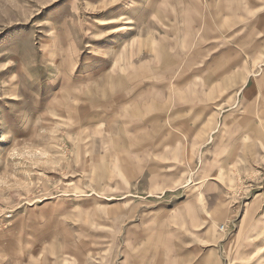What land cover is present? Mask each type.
Returning a JSON list of instances; mask_svg holds the SVG:
<instances>
[{
    "label": "crops",
    "instance_id": "obj_1",
    "mask_svg": "<svg viewBox=\"0 0 264 264\" xmlns=\"http://www.w3.org/2000/svg\"><path fill=\"white\" fill-rule=\"evenodd\" d=\"M96 1L113 3L116 16L95 22L112 27L111 39L83 47L101 48L95 133L109 148L96 155L113 158L106 172L129 173L128 186L45 202L32 235L48 237V264H218L222 186L214 176L186 184L181 174L231 172L235 141L248 165L256 116L264 129V2ZM71 31L82 48L86 38ZM169 173L176 180H152Z\"/></svg>",
    "mask_w": 264,
    "mask_h": 264
},
{
    "label": "rangeland",
    "instance_id": "obj_2",
    "mask_svg": "<svg viewBox=\"0 0 264 264\" xmlns=\"http://www.w3.org/2000/svg\"><path fill=\"white\" fill-rule=\"evenodd\" d=\"M104 4L0 0V264H48V237L32 235L45 202L103 198L114 195L116 184L125 183L116 193L128 186L129 173L106 172L113 158L96 155L109 148L95 133L101 89L93 69L100 47H83L107 35L111 39L112 27L100 30L95 23L116 20L113 3ZM75 28L86 38L82 48L72 39ZM255 118L260 126L248 142L247 166L235 141L231 172L181 174L186 184L214 176L222 186L217 189L224 200L216 218L218 264H264V129L262 118ZM186 163L192 164L191 158ZM176 175L152 174V180H176ZM49 212L43 211L45 219ZM59 249L58 255L64 253Z\"/></svg>",
    "mask_w": 264,
    "mask_h": 264
}]
</instances>
